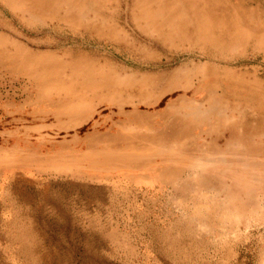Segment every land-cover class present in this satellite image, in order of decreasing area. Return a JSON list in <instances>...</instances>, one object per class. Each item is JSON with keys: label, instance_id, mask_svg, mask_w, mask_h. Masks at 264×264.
I'll return each instance as SVG.
<instances>
[{"label": "rangeland", "instance_id": "rangeland-1", "mask_svg": "<svg viewBox=\"0 0 264 264\" xmlns=\"http://www.w3.org/2000/svg\"><path fill=\"white\" fill-rule=\"evenodd\" d=\"M61 1L0 0V264H264V0Z\"/></svg>", "mask_w": 264, "mask_h": 264}, {"label": "bare ground", "instance_id": "bare-ground-1", "mask_svg": "<svg viewBox=\"0 0 264 264\" xmlns=\"http://www.w3.org/2000/svg\"><path fill=\"white\" fill-rule=\"evenodd\" d=\"M45 2H46L45 6L55 7V9L60 12H62L64 9L67 10L69 7V4L67 3V1L62 2L61 0H45ZM74 12H77L76 8L74 9Z\"/></svg>", "mask_w": 264, "mask_h": 264}]
</instances>
